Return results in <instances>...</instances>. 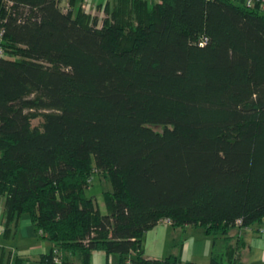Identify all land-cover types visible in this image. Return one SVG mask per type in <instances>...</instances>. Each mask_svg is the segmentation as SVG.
Returning <instances> with one entry per match:
<instances>
[{"label": "trees", "instance_id": "1", "mask_svg": "<svg viewBox=\"0 0 264 264\" xmlns=\"http://www.w3.org/2000/svg\"><path fill=\"white\" fill-rule=\"evenodd\" d=\"M59 2L0 0L1 235L26 214L51 244L38 264H194L145 257L144 233L164 218L211 241L260 226L264 8L106 0L96 27ZM94 173L104 214L84 192ZM234 241L208 264H249Z\"/></svg>", "mask_w": 264, "mask_h": 264}, {"label": "crops", "instance_id": "2", "mask_svg": "<svg viewBox=\"0 0 264 264\" xmlns=\"http://www.w3.org/2000/svg\"><path fill=\"white\" fill-rule=\"evenodd\" d=\"M74 1L80 3V0ZM91 1L97 9L104 0ZM2 203L3 201L0 203V219ZM258 227H245L237 233L235 229H232L228 232V239L223 240L219 237L211 241L210 237L204 235L201 229L197 231L196 228L186 230L181 227L168 226V230L164 231L167 236L163 242L161 240V230L153 226L144 233L141 248L147 258L160 259L172 254L180 262L208 264L211 253L222 252L225 244L235 246L234 237L238 235L241 239V242L237 245L239 260L242 263L259 264L264 263V221ZM148 232L151 234H149L150 238L147 244ZM8 240L10 242H7ZM50 246L51 244L45 238L37 235L28 215L23 214L19 217L12 234L4 237L0 234L1 264H5L7 259V264L11 263L14 256L22 259L21 264H38V256L46 252ZM164 248L168 249L165 250ZM91 264H120V261L116 254L105 255L102 252H92Z\"/></svg>", "mask_w": 264, "mask_h": 264}, {"label": "rangeland", "instance_id": "3", "mask_svg": "<svg viewBox=\"0 0 264 264\" xmlns=\"http://www.w3.org/2000/svg\"><path fill=\"white\" fill-rule=\"evenodd\" d=\"M157 0H149V2H156ZM99 9H100V6L99 8L96 9V12H99ZM39 118H34L32 121H31V124L32 125H35L39 122ZM104 189H108L110 190V185L108 183V181L104 178H102L101 176H98V174L94 173L93 176L91 177L90 179V182L89 184L87 185V187L84 189V192L86 194V196H90L92 197L93 199V202H94V206L97 208V210L99 211V213L101 214H104L106 212L105 210V207H104V203H103V200H102V191ZM3 201V197H0V203ZM163 226V227H162ZM168 226L170 225H158L156 224L154 227L158 228L161 230V240L164 242L165 239H166V236L167 234L164 233L165 230H168ZM186 227V228H185ZM162 228V229H161ZM181 228H184L186 230L188 229H197V231H200V228L198 227H191V226H184V227H181ZM148 236H147V239H146V243L148 244V240L150 238V235L151 234L150 232L147 233ZM7 242H10L9 240ZM165 250H167L168 248H164ZM163 249V250H164Z\"/></svg>", "mask_w": 264, "mask_h": 264}, {"label": "built area", "instance_id": "4", "mask_svg": "<svg viewBox=\"0 0 264 264\" xmlns=\"http://www.w3.org/2000/svg\"><path fill=\"white\" fill-rule=\"evenodd\" d=\"M104 0L101 5L99 12H96V8L91 0H80V7L82 11L86 14H89L92 17H96V27H99L102 23L103 18L105 17L103 8H104ZM255 2H258L261 8H264V0H244V5L248 8L252 7ZM60 8L65 11L68 9L69 2L68 0H60L59 2ZM1 35V31H0ZM201 44V43H200ZM0 54H1V47H0ZM158 224L160 225H169L170 221L167 218L158 220ZM0 234H2V226L0 223ZM125 264H128L125 262Z\"/></svg>", "mask_w": 264, "mask_h": 264}]
</instances>
